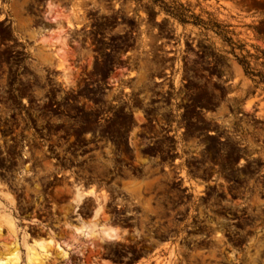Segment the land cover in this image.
I'll return each mask as SVG.
<instances>
[{"label":"rangeland","instance_id":"374dc122","mask_svg":"<svg viewBox=\"0 0 264 264\" xmlns=\"http://www.w3.org/2000/svg\"><path fill=\"white\" fill-rule=\"evenodd\" d=\"M0 8L15 36L1 43L13 62L0 50V183L14 197L2 206L14 230L0 223V238L15 241L17 264L50 236L42 264H179L178 241L158 229L173 201L168 181L199 192L205 162L209 178H264V0ZM76 183L95 198L74 205ZM254 189L248 207L264 213V185ZM94 210L97 227L107 218L115 230L70 236ZM257 233L264 242V222Z\"/></svg>","mask_w":264,"mask_h":264},{"label":"flooded vegetation","instance_id":"af4514ba","mask_svg":"<svg viewBox=\"0 0 264 264\" xmlns=\"http://www.w3.org/2000/svg\"><path fill=\"white\" fill-rule=\"evenodd\" d=\"M11 28L10 20L0 19V50H5L8 60L13 62V47L1 44L13 43ZM26 105L31 118V103ZM5 127L15 131L14 125ZM13 131L11 136H15ZM206 144L204 141V147ZM171 145L170 154L176 152L175 143ZM209 171L213 169L205 162L197 193L191 183L181 178L168 181L173 201L159 219V232L165 234L167 229V237L178 241L176 249L184 259L179 264H263L264 242H258L257 232L258 225L264 222V213L250 210L247 202L254 188L264 185V178L258 181L238 175L225 180L219 177L220 172H213L209 178Z\"/></svg>","mask_w":264,"mask_h":264},{"label":"bare ground","instance_id":"6f19581e","mask_svg":"<svg viewBox=\"0 0 264 264\" xmlns=\"http://www.w3.org/2000/svg\"><path fill=\"white\" fill-rule=\"evenodd\" d=\"M65 80H67V78ZM4 190H3V186L0 183V223L5 222L6 225L8 226L7 227L8 231L11 232L14 230L12 229L13 220L11 219L9 212L2 209V206H3V200L12 204L14 197L12 198V196L8 192H6L7 190L6 191ZM71 190H72V203H74V205L78 204L85 196L86 197L92 196L94 198L96 196L94 194L93 189L85 190L81 187V185L77 183L72 185ZM96 202H97L96 204L100 203V201L98 203L97 198H96ZM101 205L103 204H100V206L97 205L96 209L101 208L102 207ZM94 213L95 214L91 218H89V220L76 217L75 221L77 223L69 225L71 228V232L69 231L70 236H75L79 233L81 234V232H86L89 235L92 233L94 234L98 230L100 231H108V230L114 231L115 230L116 226L111 224L109 222L110 220H107V218H102L103 219L102 222H100V225H98L97 227L96 222L98 219H100V217L97 215L96 210H94ZM51 238L53 239V237L50 236L47 239L36 240V241H33L30 245H28L26 247V263L25 264H42L43 260L46 259L50 255L51 248H54L52 247V244L54 243ZM109 238L112 239L111 237ZM57 250H59V253H61L62 255L66 254V251H64L63 249H60L58 245H57ZM18 261H19V251H18V246L16 245L15 241H12L10 239L5 240V239L0 238V264H17Z\"/></svg>","mask_w":264,"mask_h":264},{"label":"crops","instance_id":"0c3cea01","mask_svg":"<svg viewBox=\"0 0 264 264\" xmlns=\"http://www.w3.org/2000/svg\"><path fill=\"white\" fill-rule=\"evenodd\" d=\"M143 263H145V262H143ZM143 263H142V264H143Z\"/></svg>","mask_w":264,"mask_h":264}]
</instances>
